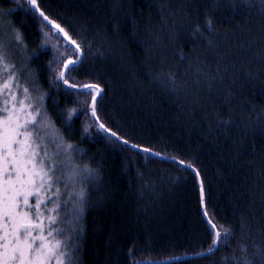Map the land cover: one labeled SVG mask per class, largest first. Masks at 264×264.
Returning <instances> with one entry per match:
<instances>
[{
  "label": "trees",
  "instance_id": "16d2710c",
  "mask_svg": "<svg viewBox=\"0 0 264 264\" xmlns=\"http://www.w3.org/2000/svg\"><path fill=\"white\" fill-rule=\"evenodd\" d=\"M37 3L79 51L27 0H0V13L5 29L13 25L27 45V58L14 59L18 69L28 70L21 76L30 90L38 88L32 93L43 96L64 140L82 150L74 154L76 162L98 170L99 179L87 185L79 264H223L222 258L240 255L238 244L264 248L259 0L236 12L225 0L217 10L213 0ZM209 18L211 30L205 26ZM69 59L78 61L65 70L76 88L56 79ZM84 84L102 88L96 117ZM193 167L203 184L204 208ZM209 218L231 229L233 238L214 254L197 255L211 245Z\"/></svg>",
  "mask_w": 264,
  "mask_h": 264
},
{
  "label": "snow or ice",
  "instance_id": "6c2138e0",
  "mask_svg": "<svg viewBox=\"0 0 264 264\" xmlns=\"http://www.w3.org/2000/svg\"><path fill=\"white\" fill-rule=\"evenodd\" d=\"M27 2L64 40L75 46L74 51L80 50L64 27L40 11L37 0ZM225 3L233 12L239 11L240 6L249 9L254 6L253 0H225ZM259 3L264 7V0ZM212 7L217 10L220 0H213ZM3 16L0 13V33H3L0 35V264H79V241L83 232L80 220L88 203L87 185L99 179L98 170L76 162L74 154L83 155L82 150L67 143L55 128L43 106V96L32 95L38 88L30 90L21 83V75L28 70L24 66L18 69L14 59L17 50L23 51L27 45L22 33L13 25L5 29ZM205 26L212 29L210 18ZM195 31L200 32L199 25ZM50 39L45 33L44 43ZM77 62L69 59L64 69L74 70L70 65ZM56 79L69 88L77 87L75 83L69 84L65 71H60ZM32 81L35 85V77ZM81 87L89 90L86 94L91 96L92 116L96 117L99 86L84 84ZM99 127L110 131L102 123ZM84 131L87 133V128ZM110 134L117 140L122 139L116 132ZM122 142L129 143L128 140ZM131 147L138 148L134 144ZM142 151L161 156L149 148ZM166 158L175 162L174 157ZM200 190L203 199L202 183ZM204 215L207 217L208 212ZM206 223L212 240L207 253H197L201 256L214 254L229 245L233 238L231 229L211 218ZM238 248L240 255L222 258L223 264H257V258L259 264H264V248L250 250L247 244H238Z\"/></svg>",
  "mask_w": 264,
  "mask_h": 264
},
{
  "label": "water",
  "instance_id": "95a60500",
  "mask_svg": "<svg viewBox=\"0 0 264 264\" xmlns=\"http://www.w3.org/2000/svg\"><path fill=\"white\" fill-rule=\"evenodd\" d=\"M81 57V56H80ZM80 57L78 58V60L80 59ZM67 63V62H66ZM63 71H65V69H63ZM99 92L101 93L102 92V88H100L99 87ZM112 131H110L109 133H111ZM118 136V135H117ZM119 137V136H118ZM117 138V137H116ZM122 140H124V139H122ZM138 148H140V149H143V148H141V147H139L138 146ZM161 157H165L164 155H161ZM193 169H194V171H195V173H197L198 171L193 167ZM198 177V179H199V182L200 183H202V181H201V177H200V175H198L197 176ZM204 195H203V199H202V205H203V208L205 207V205H204Z\"/></svg>",
  "mask_w": 264,
  "mask_h": 264
},
{
  "label": "rangeland",
  "instance_id": "374dc122",
  "mask_svg": "<svg viewBox=\"0 0 264 264\" xmlns=\"http://www.w3.org/2000/svg\"><path fill=\"white\" fill-rule=\"evenodd\" d=\"M6 28V27H5ZM0 35H3V33H0ZM18 51V54L20 55V57L21 58H26L25 56V53H24V51H19V50H17ZM27 79L25 78V77H22L21 76V83L23 84V85H25V86H28L27 85ZM32 95L34 96V94L32 93Z\"/></svg>",
  "mask_w": 264,
  "mask_h": 264
},
{
  "label": "bare ground",
  "instance_id": "6f19581e",
  "mask_svg": "<svg viewBox=\"0 0 264 264\" xmlns=\"http://www.w3.org/2000/svg\"><path fill=\"white\" fill-rule=\"evenodd\" d=\"M96 85V84H95ZM162 155V154H161ZM133 264H135L134 262H133Z\"/></svg>",
  "mask_w": 264,
  "mask_h": 264
}]
</instances>
